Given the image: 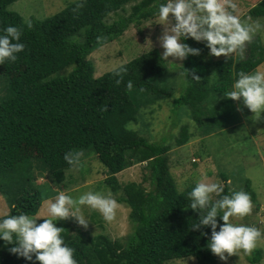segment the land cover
I'll return each mask as SVG.
<instances>
[{
  "label": "trees",
  "instance_id": "obj_1",
  "mask_svg": "<svg viewBox=\"0 0 264 264\" xmlns=\"http://www.w3.org/2000/svg\"><path fill=\"white\" fill-rule=\"evenodd\" d=\"M16 1L0 0V29L16 25L24 44L15 62L0 65V94H4L0 96V193L7 197L8 214L37 216L47 199L34 181L33 160L43 161L56 184L66 187V172L73 166L65 162L64 153L92 148L110 173L105 183L115 199L129 206L135 231L124 245L119 238L104 234L88 236L69 219L58 220L55 224L64 229L61 236L74 249L77 264H165L187 257L214 264L215 254L206 246L210 229H202L209 233L203 236L201 230L191 229L198 213L187 208V192L194 183L182 191L177 189L169 159L172 147L151 142L129 129L139 115L133 93L150 102L147 108L153 113L152 105L170 94L159 85L158 79L165 73L159 50L145 52L101 77H95L94 64L88 58L97 48L119 39L130 25L141 26L155 19L154 0H76L45 20L30 18L31 28L17 12L9 10ZM129 4L128 16L107 22ZM249 14L263 21L264 0L253 1ZM186 43L201 51L182 65L195 68L201 80L189 82L180 101L201 126L199 115L204 106L200 103L230 91L236 73L261 66L264 41L255 36L246 46V56L231 60L209 56L203 43L191 38ZM212 68L216 78L211 77ZM129 81L131 88L127 87ZM181 132L178 146L190 138L187 129ZM141 163L151 178L149 191L142 183L118 181L119 173ZM223 188L224 194L234 191L228 183ZM243 191L251 202H257L249 182ZM217 220L218 225L222 223L219 217ZM11 247L0 241V264H39L10 253ZM246 258L250 264H258L262 253L255 251Z\"/></svg>",
  "mask_w": 264,
  "mask_h": 264
},
{
  "label": "rangeland",
  "instance_id": "obj_2",
  "mask_svg": "<svg viewBox=\"0 0 264 264\" xmlns=\"http://www.w3.org/2000/svg\"><path fill=\"white\" fill-rule=\"evenodd\" d=\"M74 1L76 0H18L9 7V10L17 12L25 21L30 18L45 20ZM253 1L257 0H232L237 4V14L242 19L250 18L249 22L256 21L264 25V20L253 18L249 14ZM224 2L227 3V0ZM130 7V4L125 6L124 11L112 15L107 22L117 21L119 15L128 16ZM157 22L155 18L141 26L132 24L119 39L97 48L88 57L94 64L95 77H101L150 50L158 49L161 54L163 49L159 46L157 37L163 31V25ZM257 35L264 41V31H258L254 37ZM246 51L245 48L243 57L246 56ZM233 57L242 59L239 56ZM222 58L224 57H219ZM164 65L165 73L158 81L170 94L152 105L156 109L153 113L147 108L150 107L148 106L150 102H143L138 94L133 93L132 99L139 110V115L137 123L130 124L129 129L151 142L172 147L169 153L170 166L179 191L193 184L201 176H207L210 178L209 182H217L222 186L228 183L232 190H243L249 182L257 195V202H251L250 212L245 217L231 219L233 222L258 226L264 236V112L260 118L254 120L253 114L240 101H233L224 95L210 97L209 101L204 99L200 103L204 106V113L199 115L203 123L197 126L194 120L196 117H193L191 109L180 101L187 90L183 76L178 75L182 72L180 67L167 62H164ZM258 68L264 69V63ZM210 74L212 78L217 77L214 68L210 70ZM3 95L0 94L1 97ZM183 128L187 129L190 138L186 144L178 146L176 143ZM76 152H82L83 155L78 165H73L72 169L66 172L68 175L65 180L68 184L66 187L56 184L43 161L33 160L35 168L32 175L35 177L36 185H40L39 188L47 198L45 201L52 200L57 195V189L74 197L89 190L111 192L114 195L105 183L110 173L98 161L93 149H76L74 154ZM144 165L141 163L125 169L117 175L118 181L122 184L142 183L149 191L152 188L151 178L148 177V170ZM219 174H224L227 179L224 180ZM45 201L36 216L37 223L44 218H51L47 214ZM120 205L116 218L111 223H106L97 211L86 208L84 213L91 220L87 229L77 225L72 218L67 219L74 228L88 236L104 234L113 240L119 238L126 245L127 236L132 232V235L134 234L135 223L129 217V206L124 203ZM9 210L7 197L0 193V216L8 214ZM255 251L262 253L258 264H264V239L258 242L250 254L239 251L229 256L225 253L226 260H220L215 255L214 264H250L246 255L252 256ZM165 264L208 263L187 257L169 260Z\"/></svg>",
  "mask_w": 264,
  "mask_h": 264
},
{
  "label": "clouds",
  "instance_id": "obj_3",
  "mask_svg": "<svg viewBox=\"0 0 264 264\" xmlns=\"http://www.w3.org/2000/svg\"><path fill=\"white\" fill-rule=\"evenodd\" d=\"M154 4L157 23L163 25V31L157 37L163 49L160 59L183 69L178 75L183 76L185 86L201 80L195 68L185 69L180 63L190 56L200 55L199 48L186 43L189 38L203 43L209 56L231 60L233 56L243 58L254 35L264 31V25L259 22L242 19L232 0L227 3L224 0H154ZM25 23L28 28L32 27L30 20ZM20 37L21 30L16 25L9 24L0 29V65L17 60V53L24 49ZM127 87H132L131 81ZM224 96L240 101L253 114L254 120L260 118L264 112V69L236 73L231 90ZM82 155V152L73 154L69 151L64 153L63 159L69 166L78 165ZM209 181V177L201 176L187 192V208L198 213L191 229L201 230L202 236L209 235L202 229H210L206 246L220 260H226L225 253L229 256L239 251L250 254L264 236L257 227L231 219L243 218L250 212V195L243 190L224 194L220 183ZM45 204L51 218H44L40 223L36 216L24 212L0 216V241L12 245L8 251L39 264H77L74 249L64 243L61 236L64 229L57 227L56 221L72 218L77 225L87 229L91 220L85 215V208L97 211L106 223H111L121 207L111 192L92 190L74 197L57 189V195ZM217 217L222 221L219 225Z\"/></svg>",
  "mask_w": 264,
  "mask_h": 264
}]
</instances>
